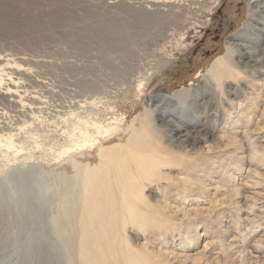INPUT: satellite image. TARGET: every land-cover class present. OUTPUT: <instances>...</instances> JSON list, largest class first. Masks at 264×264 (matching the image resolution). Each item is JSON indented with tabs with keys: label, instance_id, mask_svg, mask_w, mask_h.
<instances>
[{
	"label": "rangeland",
	"instance_id": "1",
	"mask_svg": "<svg viewBox=\"0 0 264 264\" xmlns=\"http://www.w3.org/2000/svg\"><path fill=\"white\" fill-rule=\"evenodd\" d=\"M247 1L0 0V264H35L39 239L53 264H80L79 184L98 157L60 149L82 120L119 125L115 139L95 134L103 147L125 143L167 85L189 87L164 105L206 139L175 149L156 135L173 164L145 184L152 220L117 218L116 252L91 263L264 264V63L236 68L229 53L236 79L206 73L233 34L264 49V13ZM205 78L213 97L199 100Z\"/></svg>",
	"mask_w": 264,
	"mask_h": 264
},
{
	"label": "bare ground",
	"instance_id": "2",
	"mask_svg": "<svg viewBox=\"0 0 264 264\" xmlns=\"http://www.w3.org/2000/svg\"><path fill=\"white\" fill-rule=\"evenodd\" d=\"M262 1H247L246 5H248L249 13L263 16L264 5H261ZM242 36V32L230 36L226 42L224 51L218 56L216 54L206 73L212 72L213 76H217L218 79H236L237 75L232 73V66L226 58V55L229 56L230 54L235 55L233 64L236 68H257L263 65L264 49H255L248 42L241 43L236 41ZM244 57L247 58L244 59ZM200 72L201 69H198L192 76L197 78L202 75ZM206 76L208 75L205 74ZM211 84L212 82L209 79H201V82L194 87L193 91H195L199 100H209L213 97L210 90ZM181 86L178 85L173 89L172 85H167V94L160 96L161 98H157L155 95L149 98L156 107L154 112L155 120H152V123H150L142 119L138 121V127H134L133 123H131V132L125 143L103 147V143L98 141L95 134L101 135L105 140L107 138L115 139L114 136L118 135L119 125L116 123L104 124V121H95L93 124H90L88 120H82L80 125L75 126L73 129L77 130V139L70 142V145L61 147L59 155L62 156L81 149L80 152H82L83 148L93 146L96 147L95 150L98 157L97 165L93 167L83 165L84 169L80 180L81 183L79 184L82 193L80 204L81 216L80 219L77 218L81 240L79 243L81 249L78 251L80 264H93L91 261L94 260L96 254H102V257H105L106 253L112 254L116 252L112 246L115 244L114 238L117 236L115 229L119 225L117 218L120 220L123 228L129 223H134L139 229L145 227L148 224L147 222L152 220V212H149L147 208L149 201L145 199L144 194L145 184L154 183V180L161 173V168L173 164L168 150H166L165 146H162L159 139L167 137L169 143L166 145L175 149H183L188 145H191V149H194L193 145L199 140L203 141L206 139L207 134L205 129H190L189 124L193 123L189 119L182 120L181 116L174 114L170 110L171 108L169 109L164 105L165 102L177 99L180 93L189 89V87ZM201 88L202 90H200ZM155 122H157L158 127L164 128L162 132L157 130ZM90 126L93 127V130H87ZM157 134H160L159 139H157ZM71 136L74 137L75 134L72 133ZM170 139L175 140L171 141ZM4 144L7 148L12 146L9 140H5ZM114 188L118 191L116 194L118 200L113 196ZM103 190L105 191L104 194L102 193ZM39 241L33 247H27V250L36 249L37 251L35 252H38L37 259L33 263L53 264L50 258H46V255L50 254L48 243L43 239H39ZM2 247L3 245L0 249ZM94 250L97 253L91 257V253ZM127 250L129 251L130 249L127 248ZM139 257L140 255L138 256L137 253L133 254L128 258V262L132 264H145ZM97 262L94 261V264H101ZM31 263V260H29L25 264Z\"/></svg>",
	"mask_w": 264,
	"mask_h": 264
}]
</instances>
